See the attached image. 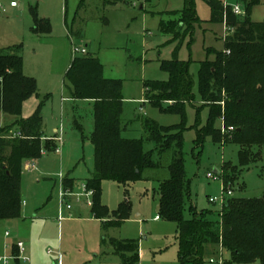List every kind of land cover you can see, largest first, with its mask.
<instances>
[{
    "label": "rangeland",
    "instance_id": "obj_1",
    "mask_svg": "<svg viewBox=\"0 0 264 264\" xmlns=\"http://www.w3.org/2000/svg\"><path fill=\"white\" fill-rule=\"evenodd\" d=\"M193 1L199 23L175 51L178 42L164 31L163 24L178 19L185 0H123L115 5L105 0H0V50L20 45L23 74L37 86L38 96L24 103L21 117L43 103L41 154L38 159L23 161L20 177V217L25 213L27 217L23 221L0 220L1 257L11 254V248L4 249L2 244L7 231L24 241L27 258L20 264H55L58 251L62 264H121L113 253L111 239L136 241L139 247L136 264H178L176 224L155 220L158 186L169 178V165L176 149L173 146L159 155L155 144L146 140V121L181 132L182 147L177 159L182 158L190 183V202L197 212H209L217 220L228 199L225 195L228 187L232 191L230 198L263 196L264 150L255 163L241 167L237 144H216L209 137L201 145L195 144L197 131L207 125L209 115L199 94L200 63L214 59L208 50L224 48V28L210 23V9L203 0ZM11 2L17 6L11 8ZM250 18L256 23L264 22V0L252 8ZM36 20L47 22L50 31L35 32ZM174 27L175 31L181 29ZM85 45L88 56L98 59L103 66V78L122 82V137L142 140L143 151H153L152 160L158 165L144 170L141 179L128 186L111 181L101 183L100 203L109 212L116 211L124 202L130 206L125 222L107 229H103L101 221L92 218L90 198L83 194L82 187L94 167L90 141L94 131V104L72 99V87L64 78L72 59V47L85 48ZM173 58L189 63L192 102L175 112L165 111L175 108L167 102L140 104L146 99L145 82L168 81L160 66L162 61ZM62 96L68 100L61 104ZM14 119L0 111V128L11 125ZM214 127L221 129V122H216ZM57 131L61 132V148L55 141ZM45 142L50 143L48 148ZM224 163L228 164L229 175L225 189L222 176L216 174L222 171ZM207 174L213 179H208ZM66 179L73 180L72 193L81 194V198L66 197L70 210H65V218L59 222L61 184ZM221 197L224 204L220 200L208 201ZM184 217L190 218L188 211ZM204 260L206 264H224L230 262V254L219 246L208 245Z\"/></svg>",
    "mask_w": 264,
    "mask_h": 264
},
{
    "label": "trees",
    "instance_id": "obj_2",
    "mask_svg": "<svg viewBox=\"0 0 264 264\" xmlns=\"http://www.w3.org/2000/svg\"><path fill=\"white\" fill-rule=\"evenodd\" d=\"M105 1L114 5L123 2ZM203 1L210 9V23L222 25L225 18L226 25L234 32L223 41L221 51L208 50L214 55L212 61L200 63L199 94L209 115L207 125L197 131L195 144L201 145L207 137L216 144H237L239 165L248 167L264 150V22L256 23L250 18L252 8L260 0H236L243 7V17L232 14L230 8L224 11L221 0ZM35 22V32L50 31L47 22ZM198 23L194 1L185 0L178 19L163 24L164 31L178 42L175 51ZM174 25L181 29L175 31ZM160 67L167 73L168 81L145 82L146 100L153 105L167 102L175 106L166 112H175L185 103H191L193 81L189 63L173 58L162 61ZM64 78L73 89V99L94 104V131L90 138L94 168L92 177L84 183L91 192L90 213L102 222L103 229L119 227L128 217L129 203L124 202L116 211L109 212L100 203L101 183L111 181L128 186L139 181L144 170L158 167L152 160L153 151L145 153L142 140L122 137V82L104 79L103 66L98 59L87 53L72 57ZM34 96H38L36 82L23 74L21 46L0 50V111L15 118L11 125L0 128V220L20 218L22 163L26 159H38L41 154L43 103L28 118L21 117L23 104ZM218 121L226 129L232 127L233 131L221 133L214 127ZM144 130L146 140L155 144L159 155L173 146L176 149L169 165V178L158 186L157 217L177 226L178 264H206L204 249L208 245L228 251L232 263L264 264V194L259 199H227L217 220L212 219L209 212H197L190 202V183L182 158L177 159L182 147L181 132L150 121L144 123ZM12 131L19 133L20 138H12ZM49 145L45 142L47 148ZM227 167L224 163L218 173L224 189L229 182ZM62 187L72 189V182L64 180ZM185 211L190 218L185 219ZM110 245L121 264L138 263L136 241L111 239ZM18 263V260L14 262Z\"/></svg>",
    "mask_w": 264,
    "mask_h": 264
},
{
    "label": "built area",
    "instance_id": "obj_3",
    "mask_svg": "<svg viewBox=\"0 0 264 264\" xmlns=\"http://www.w3.org/2000/svg\"><path fill=\"white\" fill-rule=\"evenodd\" d=\"M221 3H222V6L224 8V11H226L228 8H230L232 14H234L235 16H240V17L244 16L243 7L239 3H231V2H229V0H221ZM16 6L17 5L15 2L10 3V7H16ZM0 14H1V11H0ZM222 26L224 28V39H223V41H224L227 37H229L233 34L234 29L226 25L225 18L223 20ZM86 53H87L86 48H78L75 46L72 47V57H74L76 55H85ZM146 102L147 101L145 100L142 103H146ZM140 111H142V108H140ZM220 131H221V133H225L227 131H233V128L229 127L228 129H226L222 125ZM10 135L12 138H20V134L16 133V132H11ZM55 141H57L59 143V146L61 148L62 147V137H61L60 131L58 132V136L56 137ZM56 152L57 153L59 152L58 148L56 149ZM26 168L28 169L29 166L26 165ZM206 177L208 179H213V176L211 174H207ZM82 187H83V194L90 198L91 192L86 190L85 185H83ZM225 192H226L225 193L226 197L229 199L232 196V191L229 188H227ZM70 195H74L77 199L81 198V194H74V193H72V190H70V189L64 190L62 187V192L60 193V209H59L60 213L59 214H62V212L64 210H70V206L67 204V198H66ZM219 200L221 202L223 201V204H224V199L222 197L221 198H209L208 201H209V203H215ZM65 203H66V205L64 206ZM89 205H91V203H89ZM59 219H62V217H60ZM158 219L159 218L156 217V220H158ZM5 235L8 236V234H5ZM16 250H17L16 255L0 257V264H14V262L16 260L25 261L26 260V257L24 256L25 247H24V244L22 242L16 243ZM49 253H52V252L49 251ZM57 258H58V260H57L58 263H60L61 254L59 252L57 253ZM210 263H213V261L210 260Z\"/></svg>",
    "mask_w": 264,
    "mask_h": 264
},
{
    "label": "crops",
    "instance_id": "obj_4",
    "mask_svg": "<svg viewBox=\"0 0 264 264\" xmlns=\"http://www.w3.org/2000/svg\"><path fill=\"white\" fill-rule=\"evenodd\" d=\"M11 8H15V7H11ZM85 48L87 47L86 45L84 46ZM87 54H88V52H87ZM73 90V89H72ZM73 99V98H72ZM68 100V98H66V97H64V96H62L61 97V104L62 103H65V101H67ZM146 100V99H145ZM144 100V101H145ZM147 101V100H146ZM143 101H140V104H145V103H142ZM146 103H148V101L146 102ZM24 105V104H23ZM37 107V106H36ZM36 107L34 108V110L36 109ZM140 110V109H139ZM34 112V111H33ZM32 112V113H33ZM31 113V114H32ZM31 114H29V113H27V114H23V117L22 118H28ZM13 132V131H12ZM56 133V132H55ZM57 133H58V131H57ZM94 168V167H93ZM92 175H93V173L91 174V177H92ZM90 177V178H91ZM66 181H71L72 182V188H73V186H74V182H73V180H69V179H66ZM76 182V181H75ZM85 183V182H84ZM61 189H62V184H61ZM70 190H72V189H70ZM89 208H90V205H89ZM64 212H65V210L62 212V214H59V217H58V221L60 222L62 219H59L60 217H62L63 219L65 218L64 216H63V214H64ZM60 213V212H59ZM92 216V215H91ZM26 213H25V215L23 216V217H20L19 219L21 220V221H23V220H25L26 219ZM139 217V215H137V217L136 218H138ZM157 217V216H156ZM156 217H155V220H156ZM93 218V217H92ZM20 220H17V221H20ZM96 220V219H95ZM158 220H160V219H158ZM158 220H156V221H158ZM20 221V222H21ZM5 234H8V236H6ZM4 238L6 239V241L4 240V242L2 243V244H4L3 245V248L4 249H9V248H11V254H10V256L11 255H14L15 253H16V243L17 242H22L23 244H24V241H22V240H20V239H15L16 237L15 236H13L12 237V235L10 234V233H8L7 231L4 233ZM13 238V239H12ZM24 247H25V244H24ZM3 249V250H4ZM59 252V251H58ZM57 252V253H58ZM60 253V252H59ZM61 254V253H60ZM3 256H5V255H2V257ZM24 256H25V252H24ZM55 264H62V260L60 259V263H58V258H57V254H55ZM1 257V256H0ZM62 257V256H61ZM27 258V257H26ZM20 262V261H19ZM18 264H20V263H18Z\"/></svg>",
    "mask_w": 264,
    "mask_h": 264
},
{
    "label": "water",
    "instance_id": "obj_5",
    "mask_svg": "<svg viewBox=\"0 0 264 264\" xmlns=\"http://www.w3.org/2000/svg\"><path fill=\"white\" fill-rule=\"evenodd\" d=\"M219 173V171H216V174H218Z\"/></svg>",
    "mask_w": 264,
    "mask_h": 264
}]
</instances>
